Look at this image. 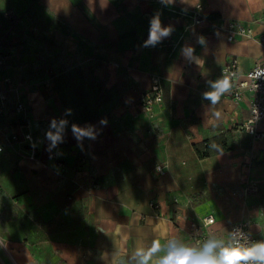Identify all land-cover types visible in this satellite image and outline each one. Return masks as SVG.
<instances>
[{
	"label": "crops",
	"instance_id": "0c3cea01",
	"mask_svg": "<svg viewBox=\"0 0 264 264\" xmlns=\"http://www.w3.org/2000/svg\"><path fill=\"white\" fill-rule=\"evenodd\" d=\"M197 3L217 25L237 19L264 33L256 21L264 0H2L22 22L2 49L10 56L0 80L9 77L14 90L0 126L23 130L15 110L21 96L32 119L47 124L36 135L59 125L65 163L64 170L55 166L48 144L38 161L23 159L19 144L0 149V212L19 210L0 235L16 248L19 264H159L173 243L202 248L189 233L207 215L215 217L217 238H228L244 217L262 231L263 191L245 196L243 185L246 175L264 185V140L239 128L250 100L236 103L214 85L225 87L223 68L233 58L243 71L264 63V47L244 36L229 41L210 22L191 25L170 9ZM153 22L168 32L154 44ZM71 75L74 83L63 87ZM152 75L165 90L153 121L139 106ZM93 85L103 91L96 110L68 92ZM166 161L168 171L158 175L155 166Z\"/></svg>",
	"mask_w": 264,
	"mask_h": 264
},
{
	"label": "built area",
	"instance_id": "2783aa9c",
	"mask_svg": "<svg viewBox=\"0 0 264 264\" xmlns=\"http://www.w3.org/2000/svg\"><path fill=\"white\" fill-rule=\"evenodd\" d=\"M152 1L159 2L162 5L170 2V0ZM170 9L174 14L188 17L191 25H202L205 22H210L215 27L223 30L227 34L229 41H234L238 37L244 36L264 47V33L257 34L250 23L237 19H232L224 24L217 25L215 19L210 16L203 3H197L195 7L186 10L179 6ZM4 15L8 26L3 41L9 43L16 38L22 17L13 8L7 9ZM256 21L264 23V17ZM9 56L5 51L0 49V69L8 63ZM53 77L51 76V78L44 82L46 87L51 86ZM223 78L225 88H227V91L224 92L226 97L236 103H240L246 98L250 100V115L239 128L251 135L254 141L264 140V131L262 130V123L264 122V63H258L248 71H243L239 59L233 58L223 68ZM151 80L152 88L142 94L139 106L140 112L146 115L149 120L153 121L165 101V90L162 78L159 75H152ZM11 84L9 77L5 76L0 80V115L8 112L10 92L14 90ZM15 90L18 91V88ZM15 110L22 116L19 126L23 130H20L18 127L11 129L0 126V149L14 148L16 144H19L21 146L19 153L23 159L38 161L42 147L48 144L49 157L58 169L64 170L65 163L61 157L62 135L59 125L56 126L55 130L50 131L48 135H36L34 132L35 128H40V130L45 131L47 124L32 119L29 114V104L21 96L17 100ZM149 131L151 130L149 129ZM51 137H57L55 142ZM242 166L247 170H251L253 162H243ZM168 169L169 163L167 161L155 166V172L158 175H164ZM258 192V183L249 175H246L243 185L244 195L250 196ZM175 202H179V199L176 198ZM150 206L156 211L161 209V203L156 201H151ZM214 223L215 217L213 215L202 217L201 222H192L189 234L199 247H203L210 239L219 241L222 246H251L254 243L264 242V226L260 233H255L253 231L252 219L248 217H244L232 226L228 238H217L214 235L211 229V225ZM0 243L11 255L13 264H19L8 248V241L5 243L0 239Z\"/></svg>",
	"mask_w": 264,
	"mask_h": 264
},
{
	"label": "clouds",
	"instance_id": "9594fccd",
	"mask_svg": "<svg viewBox=\"0 0 264 264\" xmlns=\"http://www.w3.org/2000/svg\"><path fill=\"white\" fill-rule=\"evenodd\" d=\"M168 35L166 30H161L159 24L153 22L150 30V40L154 44L161 36ZM186 55L191 56V49L186 50ZM218 93L227 91L220 83L214 85ZM213 103L217 97L208 95ZM74 131H77L75 128ZM83 134V133H81ZM53 141L57 137H51ZM219 249V251H217ZM147 264V261H142ZM159 264H264V242L254 243L251 246H222L217 240H208L202 248L177 246L173 243L167 255L162 257Z\"/></svg>",
	"mask_w": 264,
	"mask_h": 264
},
{
	"label": "rangeland",
	"instance_id": "374dc122",
	"mask_svg": "<svg viewBox=\"0 0 264 264\" xmlns=\"http://www.w3.org/2000/svg\"><path fill=\"white\" fill-rule=\"evenodd\" d=\"M7 9L9 8L3 5L2 0H0V49H5L11 43V42L5 43L3 41V37L8 26V22L4 15ZM75 79H76L75 75L73 76L71 75L69 78H63V80H61V83L63 84L64 87L66 82L74 83L73 80ZM68 92L71 93L72 100L79 102V104H81L82 100L87 101L88 99L89 106L94 110L98 109L99 106L101 105L100 101H102L103 96L101 97V99H99V95H101L103 91L101 89H98L96 85H93V87L89 89H82L80 86H75V87L70 86V88H68ZM112 98L113 97L110 96V99ZM258 186H259V192L263 191V195H264V185L261 186L258 183ZM0 190H1V186H0ZM260 202L264 203V196L260 199ZM17 215H19V210L14 208H10V209L8 208L3 213L0 212V226H2L5 222H7L6 219L7 216H9L10 219H13ZM1 236L2 235H0V239H2L3 242L6 243L7 240L3 239ZM8 248L10 249L13 257L17 260L18 253L16 251V248L9 241H8ZM4 263L13 264V259L9 254V252L5 249V247L0 243V264H4Z\"/></svg>",
	"mask_w": 264,
	"mask_h": 264
},
{
	"label": "trees",
	"instance_id": "16d2710c",
	"mask_svg": "<svg viewBox=\"0 0 264 264\" xmlns=\"http://www.w3.org/2000/svg\"><path fill=\"white\" fill-rule=\"evenodd\" d=\"M210 16L212 17L213 16V14H210ZM208 146H206V148H207ZM198 152H199V155L200 156H202V157H205V156H207L208 155V152L207 151H201V150H198Z\"/></svg>",
	"mask_w": 264,
	"mask_h": 264
}]
</instances>
